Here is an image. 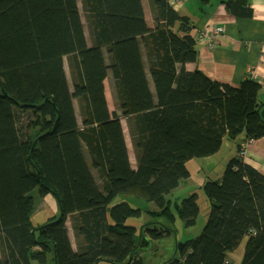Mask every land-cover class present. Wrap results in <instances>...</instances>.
Here are the masks:
<instances>
[{"label":"trees","instance_id":"trees-1","mask_svg":"<svg viewBox=\"0 0 264 264\" xmlns=\"http://www.w3.org/2000/svg\"><path fill=\"white\" fill-rule=\"evenodd\" d=\"M149 3L153 29L142 0H0V264H144L141 251L172 236L166 264H232L245 239L242 264H264V176L242 145L203 186L209 219L179 248L200 213L198 194L169 199L190 179L187 163L226 138H264V106L253 80L235 88L187 71L198 59L189 18L169 0ZM222 3L251 16L250 0ZM48 195L61 215L34 227ZM122 196L155 207L112 205Z\"/></svg>","mask_w":264,"mask_h":264},{"label":"crops","instance_id":"crops-1","mask_svg":"<svg viewBox=\"0 0 264 264\" xmlns=\"http://www.w3.org/2000/svg\"><path fill=\"white\" fill-rule=\"evenodd\" d=\"M222 1L211 0L208 4H203L201 0H169L176 11L189 18L194 28L193 36L197 41L198 59L195 63L187 64L186 69L189 72L199 71L213 81L235 88H239L242 82L247 79L253 80L261 86L259 96L261 104L264 106V0H250V17H236L230 14ZM80 2L82 3V0ZM142 3L147 24L149 28L153 29L155 23L149 0H142ZM221 26L226 27V32L219 37L213 36L214 43L211 45L207 38L212 36L215 28ZM86 36L89 45H91L88 30ZM66 71L69 80H71L68 59H66ZM110 82H113L111 75L105 80V92L109 109L114 112L115 100ZM111 100L114 109L111 106ZM125 122L127 123L126 120L122 121L123 126ZM227 139L224 140L218 154L225 147ZM244 139L245 135L243 134L236 140H231L232 143L229 144V147L232 154L236 152L237 156L238 146L242 145L244 161L264 176V138L247 144H244ZM205 159H194L187 163L190 179L183 182V185L193 187V191L198 188L203 189L207 182L220 181L223 178V173L216 177H210L204 173L200 162L206 161ZM180 187L181 184L175 191H178ZM46 200H49L55 209L58 207L57 201L52 195L45 198V204Z\"/></svg>","mask_w":264,"mask_h":264},{"label":"rangeland","instance_id":"rangeland-1","mask_svg":"<svg viewBox=\"0 0 264 264\" xmlns=\"http://www.w3.org/2000/svg\"><path fill=\"white\" fill-rule=\"evenodd\" d=\"M110 103L112 106L113 101L111 100ZM124 126H125V130H127L128 132V124L126 122L124 123ZM127 140L132 154L131 155L132 161L133 163H135L136 156L134 153V148L131 142V138L128 137ZM231 143L232 141L230 139H227L226 145L225 147H223L220 154L216 155L215 157L213 156L211 158L205 159L206 161L200 162L202 164L204 173L206 175H209L210 177H216L218 174L219 175H221V173L224 174L228 163L236 156V152H233L235 154V156H233L234 154H232L231 152L232 150H230L229 144ZM195 193L198 194L199 197L198 203L200 208L197 224L195 227L186 229L182 233V235H180L179 239H177V241H179V244L180 243L185 244L188 241L194 240L202 233L209 219V215L211 212V203L206 197L202 188L200 189L198 188L193 191V187L191 188V186L183 185V182L181 183V187L178 191H174L173 193H171V195H169L170 200L181 204L184 199L188 198L190 195ZM46 202L47 203L41 209H39L32 215L31 220L34 227L44 226L50 222H54L57 219H59L61 215L59 207H57L58 209L57 208L55 209V207L49 200H46ZM121 202H128L134 208L136 207L146 208L147 206H149L150 208L155 207L153 204L148 205L145 202L137 201L129 196L119 197L112 205ZM134 221L135 220H129L128 223L131 224ZM69 227H71V223L69 224ZM71 236L72 239L74 240L73 233L71 234ZM246 245H247V240L245 239L236 250L230 251L228 253V258H229L228 260L231 261L232 264L243 263L245 257ZM176 246L177 243H176V238L174 236L158 241H152L149 248L143 249L141 251V256L144 260V264H166L168 260L172 259L174 255H176Z\"/></svg>","mask_w":264,"mask_h":264},{"label":"built area","instance_id":"built-area-1","mask_svg":"<svg viewBox=\"0 0 264 264\" xmlns=\"http://www.w3.org/2000/svg\"><path fill=\"white\" fill-rule=\"evenodd\" d=\"M225 32H226L225 26L217 27L214 29L212 36H209L207 39L210 41L211 45H213V43H214L213 36L219 37L221 35H224Z\"/></svg>","mask_w":264,"mask_h":264},{"label":"water","instance_id":"water-1","mask_svg":"<svg viewBox=\"0 0 264 264\" xmlns=\"http://www.w3.org/2000/svg\"><path fill=\"white\" fill-rule=\"evenodd\" d=\"M260 113H261V117H262V119L264 120V107H263V109L261 110ZM183 245H184L183 243H180V244H179V248L182 249Z\"/></svg>","mask_w":264,"mask_h":264}]
</instances>
